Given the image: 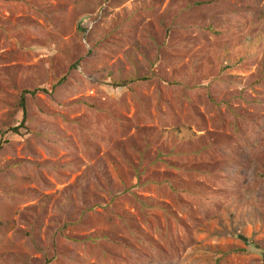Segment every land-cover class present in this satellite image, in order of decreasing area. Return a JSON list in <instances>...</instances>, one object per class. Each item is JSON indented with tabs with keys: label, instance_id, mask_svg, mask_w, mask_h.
Masks as SVG:
<instances>
[{
	"label": "rangeland",
	"instance_id": "obj_1",
	"mask_svg": "<svg viewBox=\"0 0 264 264\" xmlns=\"http://www.w3.org/2000/svg\"><path fill=\"white\" fill-rule=\"evenodd\" d=\"M0 264H264V0H0Z\"/></svg>",
	"mask_w": 264,
	"mask_h": 264
},
{
	"label": "trees",
	"instance_id": "obj_2",
	"mask_svg": "<svg viewBox=\"0 0 264 264\" xmlns=\"http://www.w3.org/2000/svg\"><path fill=\"white\" fill-rule=\"evenodd\" d=\"M80 31H82L83 33L86 31L84 28L82 27H79ZM121 86V85H120ZM32 94V95H35L37 94V91L35 92H25L24 93V96L22 97V103H21V106H22V109L24 111V119H23V124L21 126H18V127H15L13 129H11V131H13L14 133L16 134H19L20 133V130L21 128L24 126V124L26 123V118H27V112H26V102H25V96L26 94Z\"/></svg>",
	"mask_w": 264,
	"mask_h": 264
}]
</instances>
